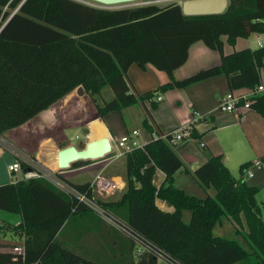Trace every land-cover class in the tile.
<instances>
[{"label": "trees", "instance_id": "16d2710c", "mask_svg": "<svg viewBox=\"0 0 264 264\" xmlns=\"http://www.w3.org/2000/svg\"><path fill=\"white\" fill-rule=\"evenodd\" d=\"M22 2L0 0V19L10 18L17 10L0 32V136L79 87L91 97L103 118L146 101L157 108L158 94L219 75L226 76L230 92L254 90L262 82L264 47L226 53L224 38L235 45L239 38L264 33V0H229L226 12L207 16H186L177 3L104 9L76 0ZM198 41L218 51L221 63L176 79L175 71L187 62L191 46ZM133 65L142 69L152 65L166 72L170 80L155 91L134 94L126 79ZM106 87L115 97L102 106L97 96ZM250 101V110L264 117V94ZM144 127L153 134L147 120ZM191 130L192 137L198 139L197 131ZM125 156L126 185L118 200L95 197L91 183L62 180L179 264H237L251 256L264 264V218L257 203L260 189L243 178L235 179L223 156H213L193 172L203 187L215 188V196L206 198L189 195L175 185L178 172L191 171L164 140L152 138ZM250 165L241 166L242 177ZM21 166L27 168L25 162ZM159 171L165 174L160 185ZM158 202L166 203L172 211L162 210ZM0 210L21 215L18 224L0 219V235L24 240L26 252L23 259L19 254L0 251V264H97L88 253L68 248V243L59 240L75 215L86 219L82 230L108 229L106 239L114 237L119 244L117 239H123L128 244L121 250L123 259L128 257L130 264H158V253L142 242L145 249L136 263L130 255L140 247L134 235L110 225L93 207L45 178L1 185ZM187 210L191 212L189 222L183 220ZM225 219L237 225L238 232L246 229L242 243L215 235ZM86 233H80L79 238Z\"/></svg>", "mask_w": 264, "mask_h": 264}, {"label": "crops", "instance_id": "0c3cea01", "mask_svg": "<svg viewBox=\"0 0 264 264\" xmlns=\"http://www.w3.org/2000/svg\"><path fill=\"white\" fill-rule=\"evenodd\" d=\"M261 37L264 40V33H261ZM239 40L240 39L237 40L235 46L239 45ZM224 41V50L226 53H232L238 49H231L226 38H224ZM250 48L258 47L256 46ZM220 63V53L216 50L208 48L202 41H198L191 46L187 62L175 71L174 76L176 79L182 80L196 74L201 70L210 68ZM165 73L166 72L157 70L152 65H148L146 69H142L137 65H133L129 69L126 79L134 94H143L146 92L155 91L161 85L169 82V75H166L167 73ZM262 83L264 84V72L262 73ZM249 91L250 90L248 89H241L232 93L241 95L246 94ZM229 93L230 89L226 76L219 75L201 82H197L195 84H191L184 89L169 90L164 95L158 94L157 96H161L162 100L160 101V104L157 108H153L150 101H146L141 106L143 115H148L146 120L152 127L153 134L171 131L178 127L190 126L193 127L200 135L197 141L195 140L189 142L179 151L180 153H177L180 159L184 162L185 166L191 171L190 173H187L186 171L182 170L175 175V185L184 191L186 188L182 185L186 180L185 176H188L189 174L193 175V172L200 165L207 162L213 156H217V154H215V152H213L210 148L209 143L212 144V141L206 143L204 141L205 136H208L211 133H216L219 130H226L236 126L241 127L242 125L247 124L248 118H250V122L252 121V124L258 123L259 125H264V120L250 111L245 112L242 116L219 111L218 108L221 98ZM49 111L51 115H48ZM249 112L252 115H250ZM116 114H118V111H113L103 118L100 117L91 97L86 92L84 95H79L76 89L55 103L48 110L39 113L37 116L22 126L14 128L6 132L3 136H0L3 139L5 138V144L0 146V160L6 156V153L11 154V156L14 158V161H8V170L10 165L19 163V161H25L26 158H30V156H33L36 160H39L40 164L42 162L44 167H48L49 165L45 162V156L47 155L48 151H53L54 154L50 158L49 164L51 168L57 170L59 168L56 167V165L58 166L57 153L59 150L63 149L61 147L70 144V142L68 141L66 135H63L61 138H53L50 134H47L45 127H47L48 123L54 124V121H56L57 125L60 124L63 129L68 127H78L84 130V128H87L89 132L86 137V144L90 141H95L104 137H110L113 150L116 151L118 150L117 142L123 135L131 133L134 130L140 131L138 128L129 130L127 125V121L129 122V120H126L123 116L120 117ZM200 117L201 119L193 125L194 119ZM134 119L135 116L130 114V120ZM234 119L236 120L235 123L233 122ZM246 131L247 129H244L245 134ZM150 135L152 134L150 133ZM202 141L205 144L204 148H201L199 144ZM144 143H146V140ZM261 145L264 146V143ZM109 159L110 160H108V162L106 161L105 165L100 164L94 165V167H85L84 171L87 173H95L99 171V174H102L103 170L113 163L112 155ZM227 159L228 155H225L223 158L224 163ZM60 174H63L66 179L73 182L72 178L74 176L72 175L71 171H63ZM116 177H120L122 179V184H120L121 190L118 191L122 192L126 185L122 178V174H111L107 178L114 179ZM241 178H243L248 184L252 185L251 180L256 178V174L253 172V176L250 177L244 173L243 177ZM164 180L165 174L159 171L157 180L158 184L160 185ZM9 183H14V181L7 182L5 184ZM5 184L0 182V186ZM201 187L205 188L203 186ZM205 189L206 191L204 194L211 196L212 189ZM107 231L108 229L105 231H99L97 235L101 239H106L105 233ZM108 240L110 241L112 247L116 248L115 250L117 252V254L114 255V257H110V259L116 260V257L123 256L124 254L121 250L126 246L125 243L119 244L116 240ZM117 240L123 241V239L120 240L119 238ZM102 242L105 243L106 241L103 240ZM121 258H124V256Z\"/></svg>", "mask_w": 264, "mask_h": 264}, {"label": "rangeland", "instance_id": "374dc122", "mask_svg": "<svg viewBox=\"0 0 264 264\" xmlns=\"http://www.w3.org/2000/svg\"><path fill=\"white\" fill-rule=\"evenodd\" d=\"M85 4H88L90 6L98 7V8H104V9H122V8H134L138 6H144V5H158L160 7H165L174 3L178 4L177 0H138L135 3L130 4H124V5H118V6H112V7H105L98 3H95L90 0H76ZM255 34H252L249 38H239V45H230V48H238L236 50L245 49L248 47H256L255 44ZM166 74V73H165ZM168 75V74H166ZM115 95L114 92L110 87H106L101 95L97 96V101L102 106L114 99ZM142 104H137L131 107L122 109L121 111H118V114L120 117H124L127 121V125L129 130L138 128L140 129V143L144 144V141L146 142L150 141L152 139V135L146 130L144 127V121L146 118H148V115H143V112L141 110ZM251 113H254L258 115L260 118L264 120V117L259 115L256 111L249 110ZM249 112L250 115H252ZM129 114V115H128ZM130 114L135 116L134 120H130ZM253 114V115H254ZM48 115H51L50 111ZM108 115V114H107ZM137 118V121H136ZM96 119V118H95ZM113 119V118H112ZM94 120V119H93ZM51 122V121H49ZM91 122V121H90ZM233 122L235 123L236 120L234 119ZM232 123V122H231ZM247 129L246 134L244 132V129ZM47 134H50L53 138H61L63 135H66L68 138V141L70 144L64 145L65 148L68 146H76L78 149H83L86 146L87 142V134L89 130L87 128H84L82 130L78 127L73 128H62L59 125H57L56 121H54V124H49L47 127H45ZM5 139V138H4ZM4 139L0 137V146H3ZM204 141L206 143H209V141H212V144H210V148L212 149L217 156H223L228 155V159L225 162V165L230 170L231 174L235 179H240L242 177L241 174V166L245 163H251L255 161H261L262 165L261 167H252L253 172L256 174V178L251 180L252 185L257 186L260 189L259 194L257 195V203L261 208L262 216L264 218V146L261 144L264 143V125H259L258 123L250 122V118H248L247 124L242 125L241 127H231L226 130H219L216 133H211L208 136H205ZM203 142V141H202ZM63 146V147H64ZM62 148V147H61ZM177 153H180L179 151ZM53 151H48L47 155L45 156V162L49 165L48 167L43 165V163L39 162V160H36L33 156H30V159L32 163L35 165V167L39 169H43L46 171L55 172L57 170H54L50 167V158L53 156ZM111 156L108 155L103 159L100 160H94L89 162H79L75 164L71 169L65 170V171H71L72 175L74 176L72 178V181L77 184H83V183H93L96 179V176L99 175V171L95 173H87L84 171L85 167H94V165H105L106 161L110 160ZM13 162L14 158L11 156V154L6 153V156L1 158L0 160V182H3V184L11 181H19L24 179V169H21L17 173H11L8 170V164L9 162ZM24 161H19V164ZM47 167V168H46ZM56 167H58L56 165ZM256 169V170H255ZM101 171V170H100ZM122 174V178L124 180V176L126 173V156L113 161L108 167H106L103 170V176H109L111 174ZM185 173V172H182ZM14 174V175H12ZM71 175V174H70ZM65 176L63 174H57L58 180H60L63 184L64 181L62 180ZM186 180L184 181L183 185L186 188V192L189 194H192L194 196L200 197V198H206L207 194H204L206 191L205 188H202L201 184L198 182V180L195 178L194 175H188L185 176ZM118 184H122V179L120 177H116L113 179ZM5 182V183H4ZM2 184V183H1ZM158 184V181H157ZM159 185V184H158ZM203 189V190H202ZM212 189V197L215 196L216 190L215 188ZM96 193V192H95ZM122 192L116 191L115 194L108 197L107 200H118L122 196ZM95 197L99 199H104L102 196L98 193L95 194ZM94 212L99 215L100 217H103L100 215V213L94 209ZM0 218L13 224H18L22 221V217L19 214L9 213L3 210H0ZM104 218V217H103ZM122 219L125 221V216L122 217ZM191 219V212L190 211H184L183 213V220L185 222H189ZM70 223H68L64 227V231L62 235L59 237V240L64 241L65 243H68V248H72L78 252L81 253H88L90 257H93V260L97 264H105L108 261L109 257H114L113 255V248L110 244V241L108 239H101L97 234L98 231L96 227L93 229V231L89 230H82L84 227V224L86 222V219L81 217L80 215H75L70 219ZM107 221V220H106ZM110 225L111 223L108 222ZM80 226V227H79ZM109 225L107 224V227ZM238 226L235 225L233 222L229 221L228 219H225L224 225L219 226L215 229V235L216 236H222V237H228L231 239H235L243 242L244 235L246 234V229L240 228V232L237 230ZM77 232L74 233V231ZM87 232L84 234V236L79 238L80 233ZM0 239H3L5 241H12L16 242L19 241L17 238L7 235H0ZM106 241L103 243L102 241ZM110 240H116V238L111 237ZM21 241V240H20ZM120 243H124L123 241H119ZM128 246V244L126 243ZM0 246L6 247L5 245L1 244ZM141 247H135L134 253H130L131 258L138 263L140 260V257L138 256V250ZM1 250L7 249V248H0ZM138 249V250H137ZM123 256L116 257V260L108 261L106 264H130V260L128 257L126 259L121 258ZM158 264H170L165 257H163V254H160L158 257ZM237 264H260V260L256 256H251L250 258L243 260L241 262H238Z\"/></svg>", "mask_w": 264, "mask_h": 264}, {"label": "built area", "instance_id": "2783aa9c", "mask_svg": "<svg viewBox=\"0 0 264 264\" xmlns=\"http://www.w3.org/2000/svg\"><path fill=\"white\" fill-rule=\"evenodd\" d=\"M24 1L25 0H23V2ZM177 1L179 2V1H186V0H177ZM9 19L10 18H8L6 20H3L2 18L0 19V30L7 24ZM254 34L256 35V37H255L256 46L258 48L264 47V40L261 37V33H254ZM263 72H264V70H262V73ZM258 94H264V84L262 82L254 90H250L246 94L237 95V94L230 92L229 94H227L226 96L221 98L218 109H219V111H221L223 113H230V114H236V115L242 116L245 112H248L251 108L250 99L252 97H254L255 95H258ZM157 100L161 101L162 100L161 96H159L157 98ZM200 119H201V117L195 118L193 125L196 124V122H198ZM140 136H141V133L138 130H134L131 133H127V134L123 135L117 142L118 150H116V151L112 150V152L109 154L110 156L112 155V161H116V160L124 157L125 154L130 153L135 149L142 148L145 143L144 144L140 143V140H139ZM152 138L164 140L176 152L180 151L189 142H192L195 140L197 141V139L192 137V130H191L190 126L178 127L176 129L169 131L168 133H165V132L154 133V134H152ZM199 144H200L201 148L205 147V144L203 142H200ZM24 162L27 165L26 169L22 168L21 164L14 163L13 165H10V167H9L10 172L11 173H17L21 169H24L25 179L42 177V178L49 180L50 182H52L54 185H56L59 189H61L65 193L70 194V195H75L80 199V201L90 205L91 207H94V209H96L100 213V215H102L104 217V219H106L112 225H114L117 228L125 231L126 233L128 232L129 234L134 235L124 225L117 222L109 214L104 213L102 210L97 208V206H95V204L86 195L80 194L75 189L68 186L66 183L63 184L60 180H58L57 174H60L63 171L58 169L55 172H51L48 170L45 171L43 169H39V168L35 167V165L32 163L30 158H26V160ZM261 165H262L261 161L252 162L251 165L249 167H247L245 173L248 176L252 177L253 176V172H252L253 170H252L251 166L261 167ZM26 170H29V171H26ZM120 186L121 185L116 183L115 181H113V179L107 178V177L103 176L102 174L97 175L95 181L91 184V188H92L94 195L96 193H98L104 199L112 196L113 194L116 193V191L121 190ZM158 206L166 212L172 211V208L167 206L166 203H164V202H158ZM1 224H2V221L0 220V225ZM134 237L137 238V241L141 247L138 250V254H140V252H142L143 249H145L141 245V242H142V243H145L148 247L155 250L158 253V255L163 254V257H165V259L170 264H179L176 261L167 257L161 251H159V250L155 249L154 247H152L151 245L147 244L140 237L135 236V235H134ZM1 244L5 245L6 247L0 246V248H7V249H4V250L0 249V251H10V252H13L15 254L21 255L23 257V259H25L26 252H25L24 240L12 242V241H5L3 239H0V245Z\"/></svg>", "mask_w": 264, "mask_h": 264}, {"label": "water", "instance_id": "95a60500", "mask_svg": "<svg viewBox=\"0 0 264 264\" xmlns=\"http://www.w3.org/2000/svg\"><path fill=\"white\" fill-rule=\"evenodd\" d=\"M90 1H93L102 6L110 8L112 6L135 3L138 0H90ZM178 5L181 6L182 12L186 16L218 15L226 12L229 6V0H186V1H179ZM12 16L10 17V19L12 18ZM2 29L0 30V32L2 31ZM77 93L79 95H84L85 93L84 88L79 87L77 89ZM112 150H113V146L110 137H104L102 139L90 141L86 144L85 148L83 149H78L76 146H68L58 151L57 164L59 170L61 171L69 170L79 162H89V161L103 159L106 156H108L112 152Z\"/></svg>", "mask_w": 264, "mask_h": 264}, {"label": "bare ground", "instance_id": "6f19581e", "mask_svg": "<svg viewBox=\"0 0 264 264\" xmlns=\"http://www.w3.org/2000/svg\"><path fill=\"white\" fill-rule=\"evenodd\" d=\"M58 169H59V168H58ZM58 169H57V170H58Z\"/></svg>", "mask_w": 264, "mask_h": 264}]
</instances>
